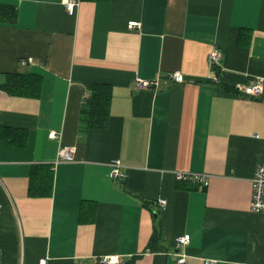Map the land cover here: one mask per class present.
I'll list each match as a JSON object with an SVG mask.
<instances>
[{"label": "crops", "instance_id": "crops-1", "mask_svg": "<svg viewBox=\"0 0 264 264\" xmlns=\"http://www.w3.org/2000/svg\"><path fill=\"white\" fill-rule=\"evenodd\" d=\"M17 72L39 76L41 92L0 91V128L28 132L25 148L0 139L3 264L110 255L176 264L184 235L188 264H264V213L251 207L264 165V94L237 92L264 79V0H80L73 16L62 0H0V86ZM138 77L160 84L143 89ZM92 85L110 89L104 129L83 123ZM66 148L71 162L59 158ZM114 161L123 181L111 177ZM37 165L53 171L49 198L29 195ZM179 173L207 175L210 185ZM82 204L96 207L94 222L80 220Z\"/></svg>", "mask_w": 264, "mask_h": 264}, {"label": "trees", "instance_id": "trees-1", "mask_svg": "<svg viewBox=\"0 0 264 264\" xmlns=\"http://www.w3.org/2000/svg\"><path fill=\"white\" fill-rule=\"evenodd\" d=\"M91 2H108L110 0H81ZM220 78V70H217ZM221 82V80H220ZM231 91L230 89L226 88ZM3 91L13 96L38 97L41 92V79L34 74L10 73L7 82L0 86ZM111 93L108 86L92 85L85 106L82 109L83 123L87 129H104L107 127L109 119ZM0 139L10 146L25 148L28 145V132L26 130L14 128H0ZM54 175L50 166L37 165L31 169L29 195L33 198H49L53 195ZM96 207L87 208L82 204L80 210V220L94 222ZM153 237L152 241H155ZM4 262V246L0 233V264Z\"/></svg>", "mask_w": 264, "mask_h": 264}, {"label": "built area", "instance_id": "built-area-1", "mask_svg": "<svg viewBox=\"0 0 264 264\" xmlns=\"http://www.w3.org/2000/svg\"><path fill=\"white\" fill-rule=\"evenodd\" d=\"M80 0H62V5L64 6L67 13L71 16L75 15L77 9L79 7ZM139 23H130L129 29L134 30L135 28H139ZM209 64L213 69V73L215 75L214 80L218 84L220 83V78L217 76V70L221 67L222 55L218 49H215L211 52L209 56ZM32 59H27L21 61L22 65L31 64ZM173 80L177 83L184 82V76L180 73H176L171 76ZM139 86L143 89L153 88L159 86V80L155 81H145L140 79L139 77L136 79ZM237 92L241 96L259 98L264 94V79L256 78L251 84L243 87H239ZM49 138L53 140L60 141L62 138V133L51 132L49 134ZM75 150L72 148L62 149L59 152V158L61 161H73L74 160ZM58 163V161H57ZM113 169L111 172V177L115 180L123 181L127 175L123 171V167L119 161H114ZM178 179L180 181H194L200 184L201 188H207L210 184V177L203 174H186L179 173ZM253 186V196H252V211L255 213H264V165H259L257 167L255 176L252 180ZM162 209L166 208L167 202L165 200L159 201ZM191 242L190 235H184L178 237L176 240L177 246V263L176 264H188V257L185 253L187 247ZM122 260L117 255H110L97 260V264H121ZM39 264H48L46 259H43L39 262ZM207 264H217L215 261H209Z\"/></svg>", "mask_w": 264, "mask_h": 264}, {"label": "bare ground", "instance_id": "bare-ground-1", "mask_svg": "<svg viewBox=\"0 0 264 264\" xmlns=\"http://www.w3.org/2000/svg\"><path fill=\"white\" fill-rule=\"evenodd\" d=\"M252 180H253V179H252ZM209 185H210V184H209ZM208 187H209V186H208ZM208 187H207V188H208ZM207 188H204V189H207ZM201 189H203V188H201ZM204 189H203V190H204ZM161 200H162V199H161ZM163 200H164V199H163ZM165 201H166V200H165ZM166 202H167V201H166ZM159 204H160V203H159Z\"/></svg>", "mask_w": 264, "mask_h": 264}, {"label": "rangeland", "instance_id": "rangeland-1", "mask_svg": "<svg viewBox=\"0 0 264 264\" xmlns=\"http://www.w3.org/2000/svg\"><path fill=\"white\" fill-rule=\"evenodd\" d=\"M201 188V187H200Z\"/></svg>", "mask_w": 264, "mask_h": 264}]
</instances>
